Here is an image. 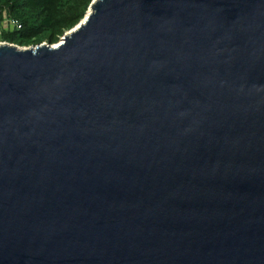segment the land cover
<instances>
[{
  "label": "water",
  "instance_id": "obj_1",
  "mask_svg": "<svg viewBox=\"0 0 264 264\" xmlns=\"http://www.w3.org/2000/svg\"><path fill=\"white\" fill-rule=\"evenodd\" d=\"M0 264H264V0L0 43Z\"/></svg>",
  "mask_w": 264,
  "mask_h": 264
},
{
  "label": "trees",
  "instance_id": "obj_2",
  "mask_svg": "<svg viewBox=\"0 0 264 264\" xmlns=\"http://www.w3.org/2000/svg\"><path fill=\"white\" fill-rule=\"evenodd\" d=\"M94 0H0V42L20 48L57 44L85 17Z\"/></svg>",
  "mask_w": 264,
  "mask_h": 264
},
{
  "label": "built area",
  "instance_id": "obj_3",
  "mask_svg": "<svg viewBox=\"0 0 264 264\" xmlns=\"http://www.w3.org/2000/svg\"><path fill=\"white\" fill-rule=\"evenodd\" d=\"M5 26L9 28H14L16 25L15 23H10V24L5 23Z\"/></svg>",
  "mask_w": 264,
  "mask_h": 264
},
{
  "label": "rangeland",
  "instance_id": "obj_4",
  "mask_svg": "<svg viewBox=\"0 0 264 264\" xmlns=\"http://www.w3.org/2000/svg\"><path fill=\"white\" fill-rule=\"evenodd\" d=\"M4 28H6L5 23H3V24L0 25V29H1V30H3ZM0 43H1V42H0ZM42 44H45V43H42Z\"/></svg>",
  "mask_w": 264,
  "mask_h": 264
}]
</instances>
